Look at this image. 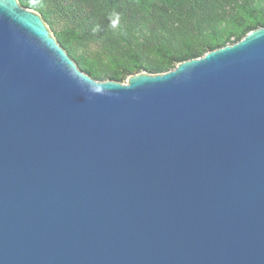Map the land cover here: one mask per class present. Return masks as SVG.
Masks as SVG:
<instances>
[{
  "label": "water",
  "instance_id": "95a60500",
  "mask_svg": "<svg viewBox=\"0 0 264 264\" xmlns=\"http://www.w3.org/2000/svg\"><path fill=\"white\" fill-rule=\"evenodd\" d=\"M0 264H264V27L101 82L0 0Z\"/></svg>",
  "mask_w": 264,
  "mask_h": 264
},
{
  "label": "trees",
  "instance_id": "16d2710c",
  "mask_svg": "<svg viewBox=\"0 0 264 264\" xmlns=\"http://www.w3.org/2000/svg\"><path fill=\"white\" fill-rule=\"evenodd\" d=\"M40 13L57 42L97 81L140 73L233 45L264 27V0H19ZM120 14L118 29L109 27Z\"/></svg>",
  "mask_w": 264,
  "mask_h": 264
},
{
  "label": "clouds",
  "instance_id": "9594fccd",
  "mask_svg": "<svg viewBox=\"0 0 264 264\" xmlns=\"http://www.w3.org/2000/svg\"><path fill=\"white\" fill-rule=\"evenodd\" d=\"M109 27L112 29H118L120 26V14L118 12H114L109 17Z\"/></svg>",
  "mask_w": 264,
  "mask_h": 264
}]
</instances>
